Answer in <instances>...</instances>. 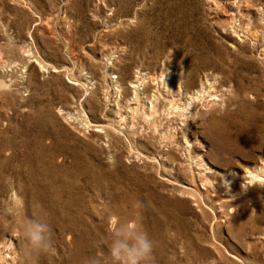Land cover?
<instances>
[{
  "label": "rangeland",
  "instance_id": "obj_1",
  "mask_svg": "<svg viewBox=\"0 0 264 264\" xmlns=\"http://www.w3.org/2000/svg\"><path fill=\"white\" fill-rule=\"evenodd\" d=\"M137 213L156 264H264V0H0V264Z\"/></svg>",
  "mask_w": 264,
  "mask_h": 264
},
{
  "label": "clouds",
  "instance_id": "obj_2",
  "mask_svg": "<svg viewBox=\"0 0 264 264\" xmlns=\"http://www.w3.org/2000/svg\"><path fill=\"white\" fill-rule=\"evenodd\" d=\"M181 116L185 122L191 120L193 115L190 107H184ZM21 235L26 241V247L18 253V259L33 253H54L52 229L47 222L30 220L23 225ZM154 249L155 242L140 222L137 213L131 223L117 221L112 225L107 256L91 257L87 264H156Z\"/></svg>",
  "mask_w": 264,
  "mask_h": 264
},
{
  "label": "bare ground",
  "instance_id": "obj_3",
  "mask_svg": "<svg viewBox=\"0 0 264 264\" xmlns=\"http://www.w3.org/2000/svg\"><path fill=\"white\" fill-rule=\"evenodd\" d=\"M203 91H204V90H203ZM212 98H213V97H212ZM210 100H211V99H210ZM0 247H1V246H0ZM7 248H8V247H7ZM7 248H6V249H7ZM11 250H12V249H11ZM2 251H3V250H2ZM13 251H14V250H13ZM4 252H5V251H4ZM10 252H11V251H10ZM13 253H14V252H13ZM0 255H1V254H0ZM5 255H6V254H5ZM0 257H1V256H0ZM2 257H3V255H2ZM4 258H5V257H4ZM1 260H2V259H1Z\"/></svg>",
  "mask_w": 264,
  "mask_h": 264
}]
</instances>
